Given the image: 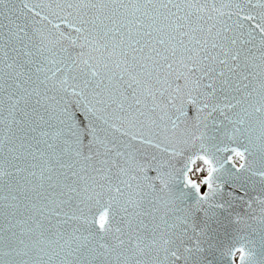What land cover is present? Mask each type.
I'll use <instances>...</instances> for the list:
<instances>
[{
  "label": "snow or ice",
  "instance_id": "1",
  "mask_svg": "<svg viewBox=\"0 0 264 264\" xmlns=\"http://www.w3.org/2000/svg\"><path fill=\"white\" fill-rule=\"evenodd\" d=\"M238 204L264 225V0H0V264H221Z\"/></svg>",
  "mask_w": 264,
  "mask_h": 264
},
{
  "label": "water",
  "instance_id": "2",
  "mask_svg": "<svg viewBox=\"0 0 264 264\" xmlns=\"http://www.w3.org/2000/svg\"><path fill=\"white\" fill-rule=\"evenodd\" d=\"M197 161H201L203 163L202 160H197L195 157H193L191 161H188L189 168L191 169L188 173V177L193 169L194 164ZM182 164L183 161L178 162V166H183ZM152 174L154 175V173ZM205 176H203L202 178H204ZM202 178H200V182ZM189 179L191 178L189 177ZM192 181L193 183H198L195 180ZM176 188L177 190H181L183 188L182 182L178 181ZM206 190H207L206 186L201 189L202 192ZM194 199H195L194 193L191 192L186 193V200L189 203L194 201ZM235 213H240L242 216H244L245 219L247 220V223L239 226V228L232 226L229 227L227 231H225L223 228L219 230V236L217 241L215 242L221 244V247L216 251V260L220 261L221 264H240L239 253H235L234 261L230 256L221 255L223 249L227 248L228 246H235V247L244 246L245 249L251 248L255 252V259L257 261H259L260 259H264V255H262V240H261V237L264 236V225H261L258 220L251 218L252 215L251 210H248L246 206L238 204L233 211V215H235ZM255 215L256 216L259 215L258 210L256 211Z\"/></svg>",
  "mask_w": 264,
  "mask_h": 264
},
{
  "label": "rangeland",
  "instance_id": "3",
  "mask_svg": "<svg viewBox=\"0 0 264 264\" xmlns=\"http://www.w3.org/2000/svg\"><path fill=\"white\" fill-rule=\"evenodd\" d=\"M191 173H192V175H189V177L190 178L195 177V181H197L199 183L200 178H202L203 176H205L207 174V166L204 165L201 161H197L194 164ZM198 177H200V178L198 179ZM191 180H193V179H191Z\"/></svg>",
  "mask_w": 264,
  "mask_h": 264
},
{
  "label": "trees",
  "instance_id": "4",
  "mask_svg": "<svg viewBox=\"0 0 264 264\" xmlns=\"http://www.w3.org/2000/svg\"><path fill=\"white\" fill-rule=\"evenodd\" d=\"M198 164H199V163H198ZM189 175H192V173H190ZM191 179L195 180V177H191ZM198 179H199V177H198Z\"/></svg>",
  "mask_w": 264,
  "mask_h": 264
},
{
  "label": "clouds",
  "instance_id": "5",
  "mask_svg": "<svg viewBox=\"0 0 264 264\" xmlns=\"http://www.w3.org/2000/svg\"><path fill=\"white\" fill-rule=\"evenodd\" d=\"M198 160V159H197ZM207 171H208V169H207Z\"/></svg>",
  "mask_w": 264,
  "mask_h": 264
}]
</instances>
